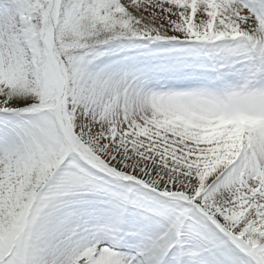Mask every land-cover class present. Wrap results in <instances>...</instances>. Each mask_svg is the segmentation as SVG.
Returning a JSON list of instances; mask_svg holds the SVG:
<instances>
[{"label": "snow or ice", "instance_id": "1", "mask_svg": "<svg viewBox=\"0 0 264 264\" xmlns=\"http://www.w3.org/2000/svg\"><path fill=\"white\" fill-rule=\"evenodd\" d=\"M0 264H264V0H0Z\"/></svg>", "mask_w": 264, "mask_h": 264}]
</instances>
